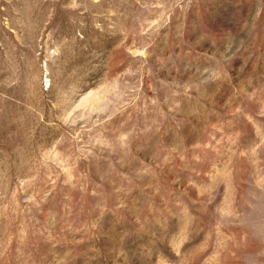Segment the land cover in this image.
I'll use <instances>...</instances> for the list:
<instances>
[{"label": "rangeland", "instance_id": "1", "mask_svg": "<svg viewBox=\"0 0 264 264\" xmlns=\"http://www.w3.org/2000/svg\"><path fill=\"white\" fill-rule=\"evenodd\" d=\"M0 264H264V0H0Z\"/></svg>", "mask_w": 264, "mask_h": 264}]
</instances>
